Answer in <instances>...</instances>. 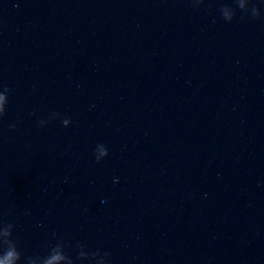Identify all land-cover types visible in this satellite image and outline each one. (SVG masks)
<instances>
[{"label": "water", "instance_id": "95a60500", "mask_svg": "<svg viewBox=\"0 0 264 264\" xmlns=\"http://www.w3.org/2000/svg\"><path fill=\"white\" fill-rule=\"evenodd\" d=\"M212 2L0 0V215L26 256L55 234L76 264L80 242L111 264H264V21ZM55 111L72 126L39 128Z\"/></svg>", "mask_w": 264, "mask_h": 264}, {"label": "clouds", "instance_id": "9594fccd", "mask_svg": "<svg viewBox=\"0 0 264 264\" xmlns=\"http://www.w3.org/2000/svg\"><path fill=\"white\" fill-rule=\"evenodd\" d=\"M189 2L195 10H200L207 5V10L213 11L212 0H189ZM233 4L234 6L222 5L219 8V12L226 23L231 24L238 16L241 19L251 18L256 21H264V11L261 10V5H258L254 0H233ZM12 94L13 89L0 88V122L7 116ZM56 121H59L64 128H69L73 124L70 117H65L58 111L52 112L47 119H38L37 124L39 128L44 129ZM18 124L19 122L9 124V131H17ZM93 155L95 162L100 164L109 157L110 153L107 146L101 143L95 147ZM115 182L118 183V179ZM102 203H106V201H102ZM17 227V224L0 215V264H76L68 251L72 248V244L63 239H57L55 234L53 239L56 242L50 241L47 244L45 255L26 256L16 238ZM76 250L77 260L80 264H111L110 252L90 251L83 242L77 243Z\"/></svg>", "mask_w": 264, "mask_h": 264}]
</instances>
